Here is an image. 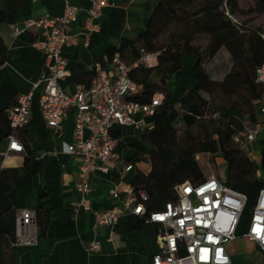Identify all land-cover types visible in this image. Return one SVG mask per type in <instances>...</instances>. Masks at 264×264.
I'll return each mask as SVG.
<instances>
[{"label":"crops","instance_id":"1","mask_svg":"<svg viewBox=\"0 0 264 264\" xmlns=\"http://www.w3.org/2000/svg\"><path fill=\"white\" fill-rule=\"evenodd\" d=\"M158 1L111 0L109 5L101 8L98 16L91 17L89 0H68L76 8V18L68 28L69 42L61 49L67 61V73L59 80L63 90L72 93L79 84L89 86L97 63L111 73L113 64L107 56L108 51L124 39L134 40L144 31ZM64 6L63 0H25L11 21L0 22V37L5 45L4 60L0 64V108L9 109L17 103L19 95L32 92L29 123L17 132L19 137L32 136L29 145L41 160L38 172L14 182L9 198L17 213L41 206L47 214L46 225L40 234L37 224L25 228L26 232L37 236L35 243L15 242L12 245L10 264H151L153 253L159 248V225L143 221L139 227L125 229L131 207L125 205V200L131 193V179L135 173V168L124 171L125 158L132 152L129 142L137 139L140 131L133 125H122L113 148L115 159L109 164V170L87 174L91 191L85 196L90 207L86 208L83 195L77 188L80 159L62 149L63 142L74 139L75 109L67 108L58 128L49 127L42 117L39 104L42 83L39 80L46 70L45 54L34 46V41L43 38L42 27L25 26V23L43 17H58ZM15 27L19 28L17 33ZM122 58L127 63L134 60L130 47L124 49ZM195 60L194 53L183 55L181 67L172 76L171 102L176 101L181 88L194 85L189 70ZM205 67L212 78L222 79L231 67L226 47L221 46ZM76 71L81 73V82L75 79ZM34 83L38 84L33 86ZM4 86L9 94L1 92ZM254 93L248 91L251 110L244 114V124L257 127L258 132L243 147L253 164L254 159L259 164L264 146V91L260 96H253ZM8 142V136L0 142V165L18 168L25 152L8 151ZM203 153L207 154L206 160L216 162L215 156L201 152L196 154L199 166ZM200 168L204 177L216 176L212 169L206 175ZM112 187L117 189V195L110 193ZM92 209L119 212L115 227L97 224ZM94 242L99 243L97 249H91ZM225 247L229 264L264 263V252L244 234L228 241Z\"/></svg>","mask_w":264,"mask_h":264},{"label":"trees","instance_id":"2","mask_svg":"<svg viewBox=\"0 0 264 264\" xmlns=\"http://www.w3.org/2000/svg\"><path fill=\"white\" fill-rule=\"evenodd\" d=\"M23 1L0 0V22L11 21ZM260 2L262 8L259 11L264 10V0ZM237 9V0H159L145 30L134 40L124 39L111 48L107 56L111 61L114 55L123 59L126 47H130L134 59L138 57L140 47L158 52L157 65L138 64L129 72L140 88L129 99L148 102L155 93L163 94L161 103L145 117L147 126L137 139L129 142L132 152L125 158L126 163H132L135 168L132 189H141L147 194L146 212L161 209L167 201H175V185L186 180L199 182L205 179L196 153L208 152L215 156L219 151L226 162L225 182L247 196L236 229V234L240 235L247 229L258 190L264 187V146L257 173L244 147L233 141V135L245 131L244 114L251 110L248 91L255 92L253 96H260L264 91V84L255 80V67L264 61V40L260 37L264 29L236 19ZM199 37H203L202 44L197 42ZM221 46L230 53L231 67L222 79L217 80L211 77L205 64ZM4 49L0 37V64L4 60ZM187 53L196 55L189 70L195 83L191 88H181L176 101L171 102L172 76L181 67L182 57ZM96 71L94 67L92 78ZM74 76L81 82L80 71ZM1 92L9 94L5 86ZM216 95L230 103L220 106L213 102L218 116L208 117L211 129L197 140L191 130L202 123ZM179 123L183 128L182 135L177 127ZM10 131L8 109L0 108V142ZM120 131L119 125L113 129L112 135L118 138ZM16 136L25 152L22 165L18 168L0 165V264H10L11 247L16 242L17 211L11 203L9 191L16 180L35 174L41 168V160L29 145L32 136L19 137L18 132ZM1 158L0 154V161ZM142 162L149 163L147 170L141 168L139 163ZM34 212L40 234L46 225L47 214L41 206ZM143 221V215L130 213L125 229L139 227Z\"/></svg>","mask_w":264,"mask_h":264},{"label":"built area","instance_id":"3","mask_svg":"<svg viewBox=\"0 0 264 264\" xmlns=\"http://www.w3.org/2000/svg\"><path fill=\"white\" fill-rule=\"evenodd\" d=\"M63 13L55 18L32 19L25 26L42 27V39L34 41V46L44 52L46 70L41 75L42 91L39 96L40 110L46 124L58 128L68 107H74V139L63 142L62 149L79 157L78 190L83 195L82 202L90 208L85 196L91 191L87 174L93 171L107 172L113 163V148L117 138L113 129L122 125H133L141 131L163 99V94L155 93L148 102L131 100L129 97L139 91V85L129 76L130 69L138 64L147 67L157 65L158 52H149L140 47L138 57L131 63L119 56L112 58V71L109 73L97 63V71L89 86L78 85L72 93H66L59 80L67 73V61L61 53L63 45L69 42L68 28L76 18V8L68 0ZM91 17L99 15L102 7L111 0H89ZM91 28V27H90ZM19 31L15 27L14 32ZM264 40V30L260 32ZM255 80L264 84V61L255 67ZM38 83H34L36 86ZM32 92L21 94L17 103L8 109L10 133L8 151H23L16 136L21 127L29 123V105ZM258 132L257 127H245L243 133H234L233 141L241 146L251 142ZM133 169L132 163H125L124 171ZM177 199L167 201L161 209L146 212L144 202L147 194L139 189L125 200L130 213L143 215L144 221L159 225V248L153 253L151 264H229L230 257L226 243L234 239L236 229L245 207V193L232 188L216 176L205 177L202 181L186 180L175 185ZM117 195L115 187L110 188ZM99 225L113 227L120 213L109 209L91 210ZM35 212L22 209L15 216V237L17 243L31 245L37 236L26 232L25 228L35 225ZM253 240L264 252V187L258 190L251 211L247 229L243 233ZM98 242L91 245L97 249ZM264 264V263H262Z\"/></svg>","mask_w":264,"mask_h":264},{"label":"rangeland","instance_id":"4","mask_svg":"<svg viewBox=\"0 0 264 264\" xmlns=\"http://www.w3.org/2000/svg\"><path fill=\"white\" fill-rule=\"evenodd\" d=\"M238 3V9L235 12L236 19L240 21H247L249 25L251 26H259L261 29H264V10L259 11L258 9L262 8L260 0H237ZM197 42L202 44L204 42L203 37H199L197 39ZM213 102L217 103L218 105H228L230 101H225L221 99L219 96H215L214 101L211 102L210 109L208 113L205 114V118H203L202 123H199L197 126L192 128V136L195 139H200L202 136L210 131V126L208 124V117H216L218 114L215 112V107ZM178 130L180 135H182V126L177 124ZM258 152V151H257ZM199 153V152H198ZM196 153V154H198ZM196 156V155H195ZM254 156V155H253ZM207 157L206 153H203L201 156V160H199L200 166L202 167L204 173L208 175L213 170L214 174L221 180H226V162L221 155V153L218 151L215 154V160L216 162H210L206 160ZM213 157V156H211ZM255 157V156H254ZM141 168L147 169L149 167L148 162H142L139 163ZM211 165L213 167H211ZM254 167L256 168L257 173H259V164L257 160L254 159Z\"/></svg>","mask_w":264,"mask_h":264}]
</instances>
